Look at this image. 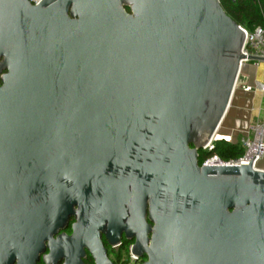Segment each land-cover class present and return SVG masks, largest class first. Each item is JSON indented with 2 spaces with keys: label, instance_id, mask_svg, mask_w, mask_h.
Wrapping results in <instances>:
<instances>
[{
  "label": "water",
  "instance_id": "1",
  "mask_svg": "<svg viewBox=\"0 0 264 264\" xmlns=\"http://www.w3.org/2000/svg\"><path fill=\"white\" fill-rule=\"evenodd\" d=\"M246 39L220 0H0V264H264L256 157L198 163Z\"/></svg>",
  "mask_w": 264,
  "mask_h": 264
},
{
  "label": "crops",
  "instance_id": "2",
  "mask_svg": "<svg viewBox=\"0 0 264 264\" xmlns=\"http://www.w3.org/2000/svg\"><path fill=\"white\" fill-rule=\"evenodd\" d=\"M254 122L264 124V61H251L242 66L238 84L217 133L230 137L233 144H241L250 138L249 129ZM258 168L264 170V155Z\"/></svg>",
  "mask_w": 264,
  "mask_h": 264
},
{
  "label": "built area",
  "instance_id": "3",
  "mask_svg": "<svg viewBox=\"0 0 264 264\" xmlns=\"http://www.w3.org/2000/svg\"><path fill=\"white\" fill-rule=\"evenodd\" d=\"M32 5L36 6L40 0H28ZM239 29L246 35L247 39L241 51L244 59L240 62L239 74L236 79L235 88L238 84V79L242 66L251 62V57L264 58V24L255 27L252 31L239 26ZM260 87V86H259ZM248 90L251 88L248 87ZM250 138L243 140L241 145L244 147V152L241 156L229 160L220 159L217 155L204 156L200 166L206 164H221L227 166H241L249 165L252 162L254 170H260L258 163L264 155V124L261 122H254L250 126ZM219 141L227 143L231 142L230 137L220 136L217 132L202 146L199 150L201 153H211L215 150L216 144ZM143 261L138 256L131 253V245L128 248V264H142Z\"/></svg>",
  "mask_w": 264,
  "mask_h": 264
},
{
  "label": "trees",
  "instance_id": "4",
  "mask_svg": "<svg viewBox=\"0 0 264 264\" xmlns=\"http://www.w3.org/2000/svg\"><path fill=\"white\" fill-rule=\"evenodd\" d=\"M225 13L239 26L252 31L255 27L264 24V0H220ZM241 144L219 141L211 153L198 152V162L201 164L204 156L217 155L220 159L229 160L243 154ZM132 242L125 240L123 247V264H128V248Z\"/></svg>",
  "mask_w": 264,
  "mask_h": 264
},
{
  "label": "flooded vegetation",
  "instance_id": "5",
  "mask_svg": "<svg viewBox=\"0 0 264 264\" xmlns=\"http://www.w3.org/2000/svg\"><path fill=\"white\" fill-rule=\"evenodd\" d=\"M74 223H75V217L72 216L67 221V224L65 225V227L54 236V239H56V237L60 234L71 236L73 233L72 226ZM99 234H100L99 239H100L103 249H105L107 260L111 264H123L124 260H123L122 255H123L124 242L126 240L124 236L121 235L119 238V242H117L116 244L109 245L105 235L102 232H100ZM46 246H47V242L45 243V251L39 255L38 260L36 261V264H45L44 256L48 255L49 253V250ZM83 256L84 257L79 256V261L81 264H95L89 250L85 247L83 248ZM141 260L145 262L146 259L141 258ZM13 264H16V262ZM55 264H64V258H60L59 260L55 262Z\"/></svg>",
  "mask_w": 264,
  "mask_h": 264
}]
</instances>
